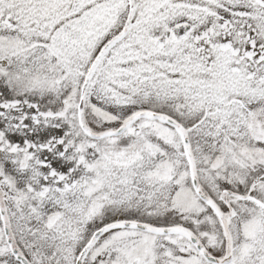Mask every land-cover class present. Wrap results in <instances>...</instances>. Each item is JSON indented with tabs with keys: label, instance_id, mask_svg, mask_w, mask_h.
I'll list each match as a JSON object with an SVG mask.
<instances>
[{
	"label": "snow or ice",
	"instance_id": "snow-or-ice-1",
	"mask_svg": "<svg viewBox=\"0 0 264 264\" xmlns=\"http://www.w3.org/2000/svg\"><path fill=\"white\" fill-rule=\"evenodd\" d=\"M0 264H264V0H0Z\"/></svg>",
	"mask_w": 264,
	"mask_h": 264
}]
</instances>
